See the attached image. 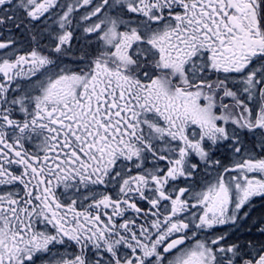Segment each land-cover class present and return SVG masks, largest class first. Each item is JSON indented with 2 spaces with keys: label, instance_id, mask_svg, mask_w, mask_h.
I'll return each instance as SVG.
<instances>
[{
  "label": "snow or ice",
  "instance_id": "obj_1",
  "mask_svg": "<svg viewBox=\"0 0 264 264\" xmlns=\"http://www.w3.org/2000/svg\"><path fill=\"white\" fill-rule=\"evenodd\" d=\"M0 264H264V0H0Z\"/></svg>",
  "mask_w": 264,
  "mask_h": 264
}]
</instances>
